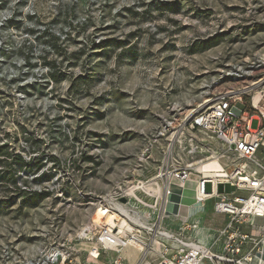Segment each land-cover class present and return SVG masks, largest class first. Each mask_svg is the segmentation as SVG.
<instances>
[{"label": "rangeland", "instance_id": "obj_1", "mask_svg": "<svg viewBox=\"0 0 264 264\" xmlns=\"http://www.w3.org/2000/svg\"><path fill=\"white\" fill-rule=\"evenodd\" d=\"M262 62L264 0H0V264H82L97 197L145 181L165 122ZM194 188L172 186L168 211ZM213 203L191 210L218 229Z\"/></svg>", "mask_w": 264, "mask_h": 264}, {"label": "built area", "instance_id": "obj_2", "mask_svg": "<svg viewBox=\"0 0 264 264\" xmlns=\"http://www.w3.org/2000/svg\"><path fill=\"white\" fill-rule=\"evenodd\" d=\"M253 120L259 121L255 129ZM154 155L157 171L143 182L158 192L140 188L144 194L138 195V189L130 192L133 186L119 185L97 197L101 216L77 234L87 243L82 264H264V72L206 97L183 118L167 120L143 154ZM212 161L218 167L207 169ZM189 183L202 198L187 207L212 200L215 213L227 217L224 226L205 235L197 220L168 211L172 186ZM227 184L234 190L226 192ZM183 202L181 196L175 204L182 208ZM128 246L138 252L134 260ZM42 256L33 264L73 262L59 248Z\"/></svg>", "mask_w": 264, "mask_h": 264}, {"label": "bare ground", "instance_id": "obj_3", "mask_svg": "<svg viewBox=\"0 0 264 264\" xmlns=\"http://www.w3.org/2000/svg\"><path fill=\"white\" fill-rule=\"evenodd\" d=\"M218 167V164H217V161H212V162H210V163H208L207 165H206V168L207 169H211V170H214V169H216ZM192 176H195V178H194V181H195V179H197L198 178V176L197 175H195V174H192L191 175V177ZM174 181H177V179H175ZM178 182V181H177ZM195 185V184H194ZM130 188V192L131 193H133V194H135V189H140V188H144V189H147L148 191H154V192H158V190H156V189H154L153 188V186H151L150 184L149 185H147V187H146V184H145V182H143V181H141V182H139V186H133V187H129ZM202 197H201V194H197L196 193V199H201ZM194 202H191L190 203V206H191V204H193ZM197 206H199L200 208H201V203H198L197 205H196V207ZM202 209V208H201ZM102 212H103V209L102 208H100V209H98V207H97V212L95 213V217H100L101 216V214H102ZM193 210H191V209H189L188 208V213H181L182 215H181V219L183 220V219H187V218H191V219H195V220H197L198 222H199V225H200V232L202 233V234H210V232H211V230L213 229V228H211V227H209L208 225H206L204 222H203V211L202 210H198V211H195V212H193ZM82 242H84V241H82ZM85 244H87L86 242H85ZM126 251H127V255H128V257H129V259L130 260H132V257H133V260L136 258V256H137V250H136V248L134 247V246H128L127 247V249H126ZM133 252V256L132 255H130V253H132Z\"/></svg>", "mask_w": 264, "mask_h": 264}, {"label": "crops", "instance_id": "obj_4", "mask_svg": "<svg viewBox=\"0 0 264 264\" xmlns=\"http://www.w3.org/2000/svg\"><path fill=\"white\" fill-rule=\"evenodd\" d=\"M188 208V207H187ZM174 212H176V211H174ZM260 221H263V220H260Z\"/></svg>", "mask_w": 264, "mask_h": 264}]
</instances>
